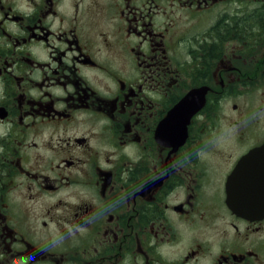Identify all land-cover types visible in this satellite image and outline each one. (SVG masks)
<instances>
[{"label":"flooded vegetation","instance_id":"1","mask_svg":"<svg viewBox=\"0 0 264 264\" xmlns=\"http://www.w3.org/2000/svg\"><path fill=\"white\" fill-rule=\"evenodd\" d=\"M258 149L264 0H0V264H264Z\"/></svg>","mask_w":264,"mask_h":264},{"label":"water","instance_id":"2","mask_svg":"<svg viewBox=\"0 0 264 264\" xmlns=\"http://www.w3.org/2000/svg\"><path fill=\"white\" fill-rule=\"evenodd\" d=\"M194 93H189L186 95V97L179 103L178 106V111L175 108L173 113H179V118H181L182 115H186L187 118H189L197 109L200 107V105H195V103L192 101V98L194 97ZM200 97V96H199ZM264 149H258L255 151H252L249 155H247L245 158H243L240 163H239V168L237 166L236 173L232 175L231 177V184H230V190L231 193L235 199V201L240 202L241 200H244L243 197H241V193H245L246 186L248 184H251L254 186L258 184H263L264 185V180H261V175L259 174H254L251 176V181L244 182L242 184L235 183V175H238V172L240 169L245 170V169H250V170H260L262 166L258 163L262 160H264ZM238 177V176H237ZM255 189V187H254ZM248 190L247 193H255V190ZM247 201L254 202V203H262L264 205V195L262 197H259L255 195V197L252 198H247ZM254 210V207L252 211ZM264 210V209H263Z\"/></svg>","mask_w":264,"mask_h":264},{"label":"bare ground","instance_id":"3","mask_svg":"<svg viewBox=\"0 0 264 264\" xmlns=\"http://www.w3.org/2000/svg\"><path fill=\"white\" fill-rule=\"evenodd\" d=\"M232 25V24H231ZM229 26V25H228Z\"/></svg>","mask_w":264,"mask_h":264}]
</instances>
